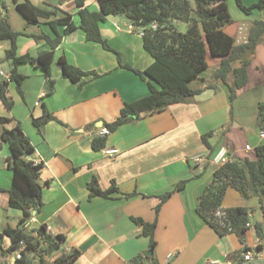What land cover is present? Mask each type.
I'll return each instance as SVG.
<instances>
[{
  "label": "crops",
  "instance_id": "1",
  "mask_svg": "<svg viewBox=\"0 0 264 264\" xmlns=\"http://www.w3.org/2000/svg\"><path fill=\"white\" fill-rule=\"evenodd\" d=\"M30 1L58 16L70 14L77 22L73 0ZM85 5L98 10L95 0H86ZM257 17L231 20L224 31L236 44L244 42L255 21L264 23V9ZM41 25L42 32L51 33L48 25ZM100 32L117 53L87 41L84 32L76 28L62 36L54 50L50 94L40 67L23 63L18 66L26 76L21 83L22 96L10 84L6 96L12 107L7 110L0 102V116L7 118L0 130L21 128L33 147L27 158L40 165L42 184V205L31 210L30 216L23 217L21 210L9 207V149L0 143V233L6 227L36 230L44 224L48 233L64 237L61 253L79 250L71 264H210L215 260L218 264H264V234L260 237L255 228V224L264 223V208L257 195L245 196L233 188L224 195L222 206L248 209V229L242 239L233 233L218 235L195 210L197 198L216 168L210 159L218 148L225 146L238 157L253 153L264 141L258 136V105L264 103V34L250 59L248 80L232 102L227 84L214 78L221 58L208 52L206 69L188 83L191 89L200 90L191 100L118 126L106 135L105 146L95 150L92 142L103 123L112 122L125 102L149 92L146 81L120 62L144 70L153 61L143 48L141 28L127 19L109 15L100 23ZM32 34L24 32L16 40L18 54L35 56L48 49L44 41L29 36ZM9 47L8 39H0L1 57L5 58ZM61 55L68 63L98 76L81 85L63 77L57 64ZM8 75L9 70H0V80ZM231 80L228 74L226 81ZM43 107L54 119L36 127L32 119L42 114ZM246 145L250 150H245ZM111 148L116 152L107 154ZM197 154L208 160L193 162L191 158ZM93 177L102 190L114 180L118 191L108 197L89 198L88 183ZM180 181L184 186L175 190ZM166 192L171 194L156 213L154 207ZM135 218L155 222L154 247ZM0 244L8 247L9 239L4 236ZM258 244L262 249L256 251ZM244 246L252 254L247 261L241 255L246 252ZM7 257L11 259V254Z\"/></svg>",
  "mask_w": 264,
  "mask_h": 264
},
{
  "label": "trees",
  "instance_id": "2",
  "mask_svg": "<svg viewBox=\"0 0 264 264\" xmlns=\"http://www.w3.org/2000/svg\"><path fill=\"white\" fill-rule=\"evenodd\" d=\"M13 1L27 23L46 24L51 33L29 35L37 41H44L48 49L40 50L35 56L28 53L18 54L16 40L23 33L11 28L3 13L6 4L4 0H0V39L10 41L5 58L10 60L12 65L8 77L0 80V102L7 110L13 105L6 96L10 84H13L16 92L22 96L21 83L26 76L18 71L20 64L39 66L47 78V94L52 92L54 80L50 75V66L54 59V50L65 34L80 28L87 41L99 43L104 49L117 53L101 35L100 23L109 15H123L131 24L141 28L143 48L152 56L153 61L144 70L127 63L120 62V65L146 81L149 92L143 97L125 102L112 122H104L103 126L107 127L109 132L131 120L159 112L171 104L191 100L200 90L191 89L188 83L206 69L208 52L221 58L214 78L227 84L229 100L232 102L236 91L248 80L250 59L264 34V23L255 21L247 40L236 44L235 39L224 31V26L231 22L226 0H194V12L188 0H95L98 10L89 9L85 5L86 0H73L77 8V22L70 14L58 16L56 11L41 8L30 0ZM236 2L244 10L264 9V0H257L250 7L244 6L241 0ZM177 21L186 23L185 32L176 29ZM57 64L62 76L78 85L98 76L94 71H84L68 63L63 55L57 57ZM228 74L232 75L231 82L226 81ZM258 116L260 129H264V103L258 105ZM53 119L51 113L43 107L42 114L33 118L32 122L34 126L39 127ZM6 120V117L0 116V124ZM202 140L207 144L204 135ZM0 143L6 144L9 149L7 158L11 185L8 189V205L21 210L23 217H28L31 210H38L42 205L40 165L27 158L33 152V147L18 125L12 128L2 127ZM105 143L106 135L95 136L92 148L102 149ZM183 186L184 181H180L174 189L179 190ZM228 188H233L245 196L257 195L261 209L264 208V141L254 147L253 153L235 157L232 162L216 167L210 182L197 198L196 212L218 235L233 233L242 239L248 229V209L243 206H222ZM88 190L89 198L108 197L117 192L118 187L112 180L110 186L102 190L93 177L88 183ZM170 194L171 192H166L160 196V201L154 207L156 213ZM134 220L142 223V234L148 237L150 247H154L155 222L144 223L137 218ZM255 228L261 237L264 234V223L255 224ZM35 232L36 234L29 233L24 227H6L0 233V239L7 237L9 245L3 247L0 244V264H6V256L12 254L21 242L24 243L21 258L10 264H71L78 257L77 249L54 256L64 237L46 232L44 224ZM247 249L248 247L244 246L243 251ZM261 249V244L255 246L256 251Z\"/></svg>",
  "mask_w": 264,
  "mask_h": 264
},
{
  "label": "rangeland",
  "instance_id": "3",
  "mask_svg": "<svg viewBox=\"0 0 264 264\" xmlns=\"http://www.w3.org/2000/svg\"><path fill=\"white\" fill-rule=\"evenodd\" d=\"M188 1L190 3V7H191L192 12H194L195 8H196L195 1L194 0H188ZM255 1H257V0H241L242 4L246 7H250V5H252ZM4 2L6 4V9L4 11H6V12L4 13V11L3 10L2 11L5 14V16L7 17L8 22L10 23V25L14 31H18V32H21L23 34H24V32L34 33V34H38V33L42 32V29H41L42 23L41 24H40V22L39 23H35V22L34 23H27V20L16 9L15 3L13 0H4ZM226 3L228 6V10H229L231 20H234L235 22L236 21L240 22L241 21L240 19L242 17H244V18L246 17L249 20H254V19L258 18L257 16H258L260 10H258L256 8H250L249 10L241 9L238 6L236 0H226ZM117 16H120L122 19H126L123 15H117ZM175 26H176V29L180 32H185V30L187 28L186 23L183 21H177L175 23ZM22 36L23 35L18 36L17 39L19 40L20 38H22ZM237 41L239 42V38L237 39ZM53 63H54L53 66H55L56 62L54 61ZM11 67H12L11 61L0 56V70L7 71V70H10ZM210 71L211 70L207 71V75L210 74ZM47 90H48V86H47ZM233 109H234V107H233ZM211 167L212 166L210 165L209 169ZM30 226H31V224H30ZM24 229H25V231H28L29 233L35 232V230L31 229V228L30 229L24 228ZM61 247H63V246H60V249H58L53 254L54 256H55V254L62 252Z\"/></svg>",
  "mask_w": 264,
  "mask_h": 264
},
{
  "label": "built area",
  "instance_id": "4",
  "mask_svg": "<svg viewBox=\"0 0 264 264\" xmlns=\"http://www.w3.org/2000/svg\"><path fill=\"white\" fill-rule=\"evenodd\" d=\"M153 26H155L153 24ZM109 133V130L107 129V127H101L98 131V136H104L107 135ZM258 136L261 139H264V129H260L258 132ZM245 150H250V147L248 145L245 146ZM116 149H107L106 153L107 154H112L115 153ZM235 156L234 154L225 146H221L218 148V150L214 153V155L211 157L210 162L214 165H216V167L223 165L225 163L228 162H232L234 160ZM191 160L195 163H200V162H205L208 159H206L202 154H197L194 155ZM49 231V227H46V232ZM24 250V243H20V245L12 252L11 254V259L9 257H7L4 261H6V264H10L12 263L15 259H19L21 258L22 255V251ZM242 259L247 261L249 259H251L252 254L250 251H246L243 252L242 254ZM172 253L168 254L167 258H171ZM219 261L215 260L212 261L210 264H218ZM227 264H231V262H227Z\"/></svg>",
  "mask_w": 264,
  "mask_h": 264
},
{
  "label": "water",
  "instance_id": "5",
  "mask_svg": "<svg viewBox=\"0 0 264 264\" xmlns=\"http://www.w3.org/2000/svg\"><path fill=\"white\" fill-rule=\"evenodd\" d=\"M6 11H4V13H5Z\"/></svg>",
  "mask_w": 264,
  "mask_h": 264
}]
</instances>
